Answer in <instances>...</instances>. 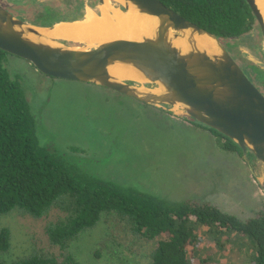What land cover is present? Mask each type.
<instances>
[{"label":"rangeland","instance_id":"1","mask_svg":"<svg viewBox=\"0 0 264 264\" xmlns=\"http://www.w3.org/2000/svg\"><path fill=\"white\" fill-rule=\"evenodd\" d=\"M98 6L86 7L84 15H99ZM3 67L24 91L41 144L73 151L93 175L167 201L209 202L243 221L262 208L264 195L252 172L253 157L248 163L242 154L224 150L210 131L108 89L42 75L14 56H6ZM43 226L44 220L17 210L2 216L0 228H8L11 238L0 260L11 263L43 248ZM201 236L199 255L206 257L207 248V264H248L247 239L230 236L220 255L213 241L203 232ZM71 249L79 264H148L141 241L123 237L104 221L82 233ZM191 264H198L196 256Z\"/></svg>","mask_w":264,"mask_h":264},{"label":"trees","instance_id":"2","mask_svg":"<svg viewBox=\"0 0 264 264\" xmlns=\"http://www.w3.org/2000/svg\"><path fill=\"white\" fill-rule=\"evenodd\" d=\"M159 1L219 39L256 85L248 71L255 67L231 49L257 25L245 0ZM44 18L40 26L53 25L49 17ZM6 56L0 50V218L17 210L44 220L45 246L0 264H79L71 244L103 221L123 237L141 241L147 247L148 264H191L194 256L198 264H207V248L203 249L206 257L199 255L201 232L220 255L230 236L247 239L248 264H264V204L243 221L209 202L167 201L93 175L73 151L41 144L38 122L24 91L3 67ZM183 118L218 136L224 150L242 154L227 137ZM10 238L9 229L0 228V253L8 251Z\"/></svg>","mask_w":264,"mask_h":264},{"label":"water","instance_id":"3","mask_svg":"<svg viewBox=\"0 0 264 264\" xmlns=\"http://www.w3.org/2000/svg\"><path fill=\"white\" fill-rule=\"evenodd\" d=\"M105 2L97 0L99 9ZM245 2L264 45L260 9L256 0ZM108 4L120 12L132 10L143 20L144 30L137 40L86 46L53 38L47 33L63 22L32 25L0 6V50L26 61L42 75L108 89L227 137L248 163L253 157L256 170L252 172L264 195V95L223 43L159 0H109ZM116 65L132 69L141 80L111 74L109 68Z\"/></svg>","mask_w":264,"mask_h":264},{"label":"bare ground","instance_id":"4","mask_svg":"<svg viewBox=\"0 0 264 264\" xmlns=\"http://www.w3.org/2000/svg\"><path fill=\"white\" fill-rule=\"evenodd\" d=\"M113 1L121 3V0ZM256 3L264 20V0ZM99 10V15L87 11L83 20L56 24L47 35L93 46L113 39L137 40L144 30L143 20L132 10L120 12L106 2ZM109 72L121 79L141 80L135 71L123 66H113Z\"/></svg>","mask_w":264,"mask_h":264},{"label":"flooded vegetation","instance_id":"5","mask_svg":"<svg viewBox=\"0 0 264 264\" xmlns=\"http://www.w3.org/2000/svg\"><path fill=\"white\" fill-rule=\"evenodd\" d=\"M96 5L97 0H0V6L17 19L37 26L44 23L46 16L53 24L80 19L86 7L94 9ZM259 34L258 25H254L247 35L237 43L231 44V49L255 67V69L249 68L248 71L257 82L255 86L264 95V49ZM242 46L250 50L255 60L243 52Z\"/></svg>","mask_w":264,"mask_h":264},{"label":"crops","instance_id":"6","mask_svg":"<svg viewBox=\"0 0 264 264\" xmlns=\"http://www.w3.org/2000/svg\"><path fill=\"white\" fill-rule=\"evenodd\" d=\"M54 79V78H53ZM158 109V108H157Z\"/></svg>","mask_w":264,"mask_h":264}]
</instances>
